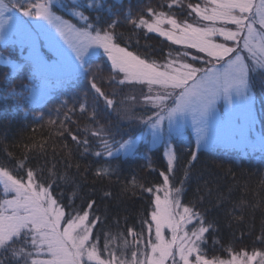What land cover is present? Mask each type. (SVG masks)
I'll list each match as a JSON object with an SVG mask.
<instances>
[{"label": "snow or ice", "instance_id": "snow-or-ice-1", "mask_svg": "<svg viewBox=\"0 0 264 264\" xmlns=\"http://www.w3.org/2000/svg\"><path fill=\"white\" fill-rule=\"evenodd\" d=\"M176 2L173 0V4ZM58 6H64L62 0H0V32L11 30L19 36L21 44L28 45V59L34 71L41 72L49 67L39 48L42 37L56 49L59 64L70 80L83 78L87 81L85 91L72 97L71 103L61 101L56 108L57 120L63 115V120H59L58 136L62 139L65 133L70 135L76 150L82 147L83 153H87L90 140L87 135L81 139L80 135L73 134L68 126L75 123L72 117L87 116L92 124L97 123L96 106H90L88 102L90 93H94L97 102L102 98L109 109H116L120 103L114 92L106 93L98 85L96 70L100 65L90 63L105 55L111 62L112 79L116 83L123 85L135 81L148 87L143 100L152 106L151 115L128 118L142 119L150 126L153 143L160 139L165 120L170 130L175 126L179 132L181 122L189 115L197 128V149L207 143L208 126L216 119V102L220 98L229 104L233 103L234 97L238 98L236 107L244 112L249 124L254 123L251 74L258 70L264 72V0L259 4L256 0H205L203 7L189 3V15L195 13L201 22H207L199 26L187 20L180 23L169 16L166 23L171 27L164 29L165 21L161 17L166 14L157 13L151 7L135 18L125 16L123 22L131 24L134 29L146 28L176 45L198 49L207 56L205 59L188 51L178 52L175 60L160 65L149 63L128 47L120 46L119 18L101 22L97 17L96 21L90 22L91 17L84 12L72 11L71 15L78 17L73 23L56 15ZM88 7L98 10L102 5L97 0H89ZM37 21H45L54 28L71 51ZM30 24L36 31L29 27ZM229 24L235 28L227 27ZM215 36L224 37L226 43H215ZM89 49L94 51L90 53ZM100 49L102 52L98 51ZM245 50L248 57L242 54ZM188 57L191 63L187 62ZM197 61L206 66L196 67ZM121 74L123 78L117 80ZM154 87H159L160 91L153 94ZM9 91L16 94L14 88ZM30 97L33 103L38 101L35 89L30 90ZM17 103L23 107L19 101ZM37 115L44 120L42 113ZM57 120L50 118L47 123L56 125ZM82 131L101 140L102 151L95 153L98 157H112L114 152L127 150L131 144L130 140L109 143L103 139L101 130L84 128ZM113 144L118 147L114 148ZM165 144L168 149L167 171L160 172L163 182L148 187L139 185L142 192L150 194V204L145 208L146 215L141 217L138 229L135 225H126L125 232L119 234L122 245H113L112 240L116 237L99 229L103 221L96 214L94 200H89L84 208L57 198L53 185L57 180L69 182L71 177L67 174L52 172L44 179L43 169L28 168L24 175H16L8 167L0 166V184L3 185L0 193V264H264V250L255 248L251 253L245 250L233 252L228 248L230 258H208L204 245L206 234L213 225L205 216L207 209L201 212L196 205L181 201L183 180L180 181L181 187H169L177 156L172 145L167 141ZM260 146L264 150V137L260 139ZM197 155V151L191 152L184 168L185 178L190 175V166ZM20 166L23 167V163ZM94 229L98 231L94 233ZM101 235L104 237L103 246L100 244ZM257 239L264 243V232Z\"/></svg>", "mask_w": 264, "mask_h": 264}, {"label": "trees", "instance_id": "trees-1", "mask_svg": "<svg viewBox=\"0 0 264 264\" xmlns=\"http://www.w3.org/2000/svg\"><path fill=\"white\" fill-rule=\"evenodd\" d=\"M62 3L63 7L55 9L56 14L73 23L78 21V17L71 15L72 11L84 12L91 17L90 22L96 21L97 17L101 22L119 18L121 23L117 31L122 34L120 46L128 47L129 51L149 63L167 64L176 59L178 52L184 51L207 59L206 54L200 53L198 49L176 45L156 32H149L146 28L134 29L131 24L123 22L125 16L135 18L151 7L157 13L166 14L161 17L163 20L171 16L180 23L187 20L199 26L207 22H201L195 13L189 15L187 5L200 4L203 7L205 0H177L175 4L173 0H97L102 5L98 10L88 7L89 0H62ZM145 18L149 19L150 16ZM215 40L221 41L218 38ZM1 49L6 50L19 64L14 68L0 63V166L8 167L16 175H24L28 168L36 171L43 169L44 179L52 172L67 174L71 177L69 182L57 180L53 185L57 198L84 208L89 200H94L96 214L103 221L99 229L110 237H116L112 240L113 245H122L119 234L125 232L126 225H135L138 229L141 217L146 215L145 208L150 204V194L142 192L139 185L148 187L163 182L160 172L167 171V162L162 147L150 149L141 144L132 155L98 157L95 153L102 151L101 140L82 130H101L103 139L109 143L113 140L122 143L136 137L148 125L142 119L128 117L151 115L152 106L143 100V96L148 94V87L135 81L123 85L116 83L112 79L113 71L106 55L90 61L100 65L96 70L98 85L106 93L114 92L115 99L120 103L116 109H109L102 98L97 102L94 93H90L88 102L90 106H96L97 123L92 124L87 116L72 117L75 123L68 126L73 134L80 135L81 139L87 135L90 140L89 151L83 153L82 147L76 150V145L67 133L62 139L59 138V120H63V115L57 120L56 108L61 101L69 100L71 103L72 97L85 91L87 81L83 78L70 80L67 76L49 79L47 83L53 88L52 95L40 104L33 105L29 94L37 80L32 63L26 58L24 50ZM186 59L192 62L190 57ZM195 66L206 65L197 61ZM122 78L123 74L117 80ZM251 84L264 136V74L253 72ZM11 88L15 89V95L10 93ZM157 91H160L159 87H154L153 94ZM18 101L23 107L18 105ZM41 113L44 115L43 121L37 115ZM50 118L57 120L56 125L47 123ZM172 143L177 160L175 172L170 175L171 187H181L180 181L183 180L181 201L196 205L201 212L207 209L205 216L213 225L206 234L204 245L208 258H230L226 251L228 248L233 252L245 250L249 253L254 248L264 250V243L257 239L264 232V184L261 183L264 181V150L222 146L195 150L190 134L185 140L175 138ZM117 146L113 144L114 148ZM192 151H197V159L190 166V175L185 178L184 168ZM69 164L71 167H66ZM97 172L101 174L97 175ZM51 178L57 179L55 176ZM2 192L3 185L0 184ZM106 193L111 195L106 196ZM93 231L95 233L98 229ZM127 239L130 241L131 237ZM100 244H104L103 235Z\"/></svg>", "mask_w": 264, "mask_h": 264}, {"label": "rangeland", "instance_id": "rangeland-1", "mask_svg": "<svg viewBox=\"0 0 264 264\" xmlns=\"http://www.w3.org/2000/svg\"><path fill=\"white\" fill-rule=\"evenodd\" d=\"M260 0H256V3L259 4ZM57 15V14H56ZM59 16V15H58ZM63 18V17H62ZM27 19V18H25ZM65 19V18H64ZM163 20V19H162ZM166 24L162 25L164 29H170V25L166 23L167 19L164 20ZM37 23L44 24L45 27L49 29V31L56 37L57 40L60 41L61 44L64 45L65 48H68L69 45L65 43L63 38L56 33L55 29L51 26L47 25L45 21H37ZM221 26V25H217ZM33 31H36L32 24L29 25ZM227 27L234 29L235 25H227ZM256 27L258 28L259 25L257 24ZM159 34V33H158ZM218 38L221 40L220 42L215 40ZM213 41L215 43H223L225 41L224 37L222 36H215L213 37ZM226 43V41L224 42ZM229 46H232L231 42ZM1 47H8L11 51L14 48H18L19 50L25 51V56L28 58L29 55V47L26 43L21 44L19 36L14 33L13 31L9 30L7 32H0V63L8 64L12 67L18 66V61L10 56L6 50H2ZM39 48L41 54L44 56L45 60L47 61L49 67L42 70L41 72L35 71V82L31 89H35V95L39 98L37 102L33 103L29 94L30 103L33 105L40 104L43 102L47 97L52 95L53 88L51 85L47 83V80L54 79V78H62L67 76L66 70L62 68L59 64V56L57 55V51L54 47L50 46L49 43L43 39L42 37L39 40ZM94 49H89V52H93ZM102 52V49L98 50ZM244 56L248 57L247 51H243L242 53ZM88 57L86 56V59ZM250 58V57H249ZM111 63V62H110ZM259 73L264 74V72L259 71ZM253 91V90H252ZM238 98H233V103H227L223 98H220L216 102V119L211 121L208 126L207 135L209 137L207 143H202L198 149H209L216 146L222 147H231L237 149H246V148H258L261 149L260 146V139L263 136L262 134V125H261V117L259 109L256 105V98L254 96V100L252 101V110L255 117L254 123L249 124V121L246 120L245 114L243 111L236 107ZM243 132V134H242ZM190 134L194 141L195 150L197 149V128L194 126L192 117L189 115L184 118V120L180 124V131L178 132L175 126L170 130L168 128V121L165 120L163 125V131L159 134L160 139L153 143V129L150 126H147L144 131L139 133L136 137L129 138L127 140L131 141V144L127 150H121L114 152V155H132L136 148L144 144L150 149L156 147H162L164 158L167 162V146L165 141L172 145L173 149V139L185 140L187 135ZM118 147V146H117ZM116 147V148H117ZM264 159V156L262 157ZM171 188V184L169 185ZM163 196V192L160 193ZM166 236L168 235L166 230Z\"/></svg>", "mask_w": 264, "mask_h": 264}]
</instances>
